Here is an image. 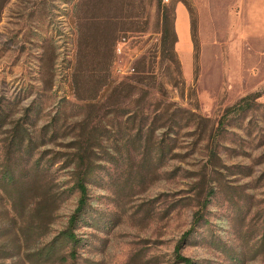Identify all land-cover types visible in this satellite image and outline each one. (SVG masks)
<instances>
[{"label": "rangeland", "instance_id": "obj_1", "mask_svg": "<svg viewBox=\"0 0 264 264\" xmlns=\"http://www.w3.org/2000/svg\"><path fill=\"white\" fill-rule=\"evenodd\" d=\"M0 109V264H264V0H0Z\"/></svg>", "mask_w": 264, "mask_h": 264}, {"label": "trees", "instance_id": "obj_2", "mask_svg": "<svg viewBox=\"0 0 264 264\" xmlns=\"http://www.w3.org/2000/svg\"><path fill=\"white\" fill-rule=\"evenodd\" d=\"M162 14H161V21H162V37H161V45L162 47H166L169 43V48L173 50L174 45L177 42V34L173 26L170 27L169 21H170V12L166 5L160 6ZM174 55V54H173ZM4 110L0 109V126L4 123ZM29 116L27 115L26 122L17 121L14 124V127L11 130L10 135V143L9 147L12 149H21L22 146H24L27 150L30 148V144L33 140V137L30 133H28L27 126L24 125V123H30L28 122ZM47 133V132H46ZM46 133H41L40 140H44L45 137H47ZM74 164L76 168H78V172L75 173V175L72 178V186L71 188H75L80 196L78 200V205L76 209L74 210L73 214L70 216L68 221V229H65L62 231V239L69 243L72 248L75 247L78 243V238L76 234L74 233V228L78 220H80V216L82 211L84 210L86 206L87 201V192H88V186L87 181L91 179L92 171L91 169L88 170L86 162V156L85 151L82 148V151L77 156V159L74 160ZM82 164V165H81ZM37 165V163H36ZM81 166L84 167V170L81 171ZM41 169L44 166H40ZM39 168V167H37ZM87 170V171H86ZM201 219V217H196L195 224ZM183 261V264H192L191 259L189 258H181Z\"/></svg>", "mask_w": 264, "mask_h": 264}, {"label": "crops", "instance_id": "obj_3", "mask_svg": "<svg viewBox=\"0 0 264 264\" xmlns=\"http://www.w3.org/2000/svg\"><path fill=\"white\" fill-rule=\"evenodd\" d=\"M175 31L177 34V42L176 44L178 45V50L179 49V43H180V37H181V33L183 34V36L186 37V39H188V29H187V22L184 16V11L181 7L177 8V16H176V22H175Z\"/></svg>", "mask_w": 264, "mask_h": 264}]
</instances>
